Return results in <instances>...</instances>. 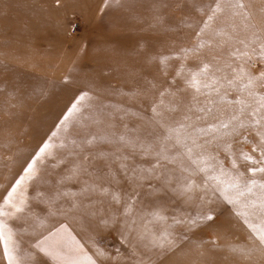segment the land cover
I'll return each instance as SVG.
<instances>
[{
    "label": "rangeland",
    "instance_id": "rangeland-1",
    "mask_svg": "<svg viewBox=\"0 0 264 264\" xmlns=\"http://www.w3.org/2000/svg\"><path fill=\"white\" fill-rule=\"evenodd\" d=\"M244 3L248 20L217 14L209 22L213 0H121L120 7L105 6V0H0V196L43 142L60 143L67 136L51 133L85 93L92 98L91 107L81 124L69 122L71 136L65 142L71 145L75 139L84 145L86 137H97L82 153L89 155L88 174L75 180L56 183L69 174L71 158L65 163L51 157L37 162L39 181L47 183L24 185L30 201L26 212L30 208L32 215L9 221L20 264H68L85 254L96 264H264V246L249 226L262 227L261 215L238 216L242 206L226 203L213 182L197 190L201 203L187 202L175 180L165 190L154 177L135 178L140 169L155 165V157L143 155L139 145L161 143L164 129L172 127L181 137L186 134L183 141L193 147V158L214 157L210 162L217 167L243 173L241 186L249 179L264 181V174L252 177L242 158L259 157L253 146L259 143L260 129L245 105L256 106L249 92L264 94V79L243 90L247 77L228 83L241 66L257 77L264 71V62L252 53L254 47L259 51V41L251 43L254 36L264 37V0ZM35 22L38 28H30ZM207 61L222 69L213 75ZM193 75L199 92L190 86ZM213 76L218 92L203 87ZM163 118L170 125H163ZM193 141L203 147H194ZM164 143L176 162L157 168L156 175L182 177V183L190 176L200 184L205 174L193 172L196 166L182 155L184 149L171 147L174 141ZM98 153L103 158H96ZM181 160L188 172L178 170ZM86 185L95 191L83 193ZM53 187L69 195L55 201L50 207L54 215H49V205L38 201ZM113 195L122 202L116 203ZM123 201L131 205L127 212ZM73 202L78 209L70 210ZM209 211L215 220H202L201 214ZM37 216L45 228L34 230ZM48 229H59L69 247L57 248L52 256L38 254L34 245ZM166 233L171 234L167 239ZM77 242L82 253L74 250ZM0 264H8L2 245Z\"/></svg>",
    "mask_w": 264,
    "mask_h": 264
},
{
    "label": "snow or ice",
    "instance_id": "snow-or-ice-1",
    "mask_svg": "<svg viewBox=\"0 0 264 264\" xmlns=\"http://www.w3.org/2000/svg\"><path fill=\"white\" fill-rule=\"evenodd\" d=\"M121 6V0H105V6ZM214 5V6H213ZM213 5L208 6V11L211 12V15L208 16V21H213L217 14H226L230 17L242 16L244 20H248L250 13L247 12V6L244 3V0H213ZM207 26V25H206ZM233 29L236 28V25H232ZM247 27V25H245ZM221 33H216V35H220ZM231 38V37H229ZM257 41L259 43L257 44ZM240 43H244L243 40ZM252 44H257L259 51L257 52V48H252L253 55H258L260 60L264 62V37L254 36V39L251 41ZM245 47H249L248 44H245ZM244 56L248 57L249 60L252 59L249 56V53L244 52ZM219 70V69H217ZM206 74L208 71V65L204 66L203 69ZM236 72V69H233ZM247 77V83L241 85V90L250 89L258 79H264V71L259 73V77L253 76L250 73L245 72L243 66L239 68L236 76L229 80V84H234L237 79H244ZM218 84V80L213 76L210 78L209 83H204L203 87L211 88L213 91H219L215 85ZM190 86L195 87L196 91H200L199 81L196 79V75H193L192 82ZM249 95L254 98L255 107H252L251 104L245 105L246 108L251 109L249 112V116L253 118L252 123L257 126V136L259 137V143L253 146V152H259V157L255 158L251 155H242L244 161L248 162L247 171L252 174V177H255L257 173L264 174V94L258 92H249ZM91 97L87 96V94H82L78 96L73 103H71L70 107L66 110V114L63 115L62 119H60L58 125L56 126V130L51 133L52 137L59 138L60 133L64 132L67 136L61 140L60 143H56L54 141L43 142L39 147L38 152L34 154L33 157H29L28 160L24 162L21 166V172L18 173L15 182L7 189L4 190L2 196H0V245L3 246L4 253L7 257L8 264H20V260L16 255L18 244L15 240V235L12 227L9 225L10 220H20L24 219L26 216L32 215L31 209L29 208L26 212V207L30 203L29 197L26 195V190L24 185L27 181L38 182L39 174L36 169V164L38 161H43L46 157H51L55 160H58L60 163H65L66 159L71 158V166L69 168V174L65 175L61 180L57 181V184H64L66 181H71L79 178L81 174H88V166L87 164L90 162L89 155H82V153L86 152V148L84 145H91L97 137H93V139H88L87 137L84 140V145L77 144L75 139L71 140V145L65 142L68 137L71 136L69 131V122L71 121L72 126H76L81 124V121L84 120V113L90 107ZM88 101V103H86ZM156 109L153 108V112ZM244 109H241V113H243ZM157 115H160L157 113ZM233 120H238V116H233ZM157 125L163 128V125H160L159 121H157ZM224 128H228L229 125L227 123L222 125ZM240 127H244L243 121L240 122ZM180 127H183L181 125ZM99 139H106V137H99ZM119 139L125 144L130 143L124 136L119 137ZM161 143H141L139 146L142 148V154L145 156H154L155 157V165L150 169H140L138 174L136 175V179H145V178H156L161 181L162 186L165 190L169 187H174L173 180H175L176 184H179L180 187V195L185 197L187 202H193L195 200H200L203 203V198L198 195L197 190L201 187L207 188L209 182H213V190L218 191L223 195L224 200L228 204L232 205H241L242 211H238L236 214L238 216L247 217L250 214H259L262 217V227L256 229L254 226L249 225L253 228L254 235L259 240V243L264 246V181L258 182L256 179H249L243 183L241 186V176L243 173L237 171L235 174L229 173L224 170L223 166L217 167V165L211 163L210 161L214 159V157H204L202 154L197 155L193 158V147H189L179 135V131L177 128L167 127L164 129L163 135L160 137ZM164 141H174L171 147L179 149L183 148L184 153L182 155L186 156L190 161L191 165H195V169L193 172L196 174L204 173V177L201 180L200 184H195V182L189 177H183L186 181L184 183L181 182L182 177L177 176H168V175H156L157 168H165L167 164H174L176 162V157L170 155L168 144L164 143ZM194 147H203L202 145H197L195 141L192 142ZM56 149L57 152L53 153L51 150ZM64 149L66 151L61 152L60 150ZM96 158H103L102 153H98ZM126 167V166H122ZM233 169L237 168V164L235 160L232 161ZM178 170L181 173L188 172L189 169L181 160ZM145 173L148 174L145 177ZM43 183H47V181H39ZM104 191L103 188L100 189ZM83 193L87 194L90 191H95V188H90L89 186H85L82 190ZM37 196L43 195L39 191L36 192ZM69 194L66 192L59 191L56 187H53L52 192L39 203H46L49 205V215H54L50 211V207L54 205L55 201L60 200L61 197H66ZM254 197V199H247L248 196ZM241 197H245V200L242 201ZM131 199V198H129ZM113 200L116 203H121V197L118 195H113ZM124 210L127 212L130 210L131 205L128 201H123ZM79 204L77 202H73L71 204L72 209H78ZM254 210V212L252 211ZM200 218L204 221H214L215 217L211 214V211L207 213H202ZM34 230L45 228L46 225L44 221L40 217H34ZM177 223H180L177 221ZM193 225L195 222H192ZM245 223H248L245 220ZM63 227V226H62ZM60 230L53 231L52 229L47 230V234L43 232L40 233V236L37 238V242L34 247L37 250L38 254H43L44 256H52L54 251L59 247H69L67 242L60 237ZM170 233H166L167 237H170ZM73 240L75 238H72ZM163 247V245H159ZM168 246L171 248L173 246V242L168 239ZM75 251H80L82 253V246H80L77 242V248ZM99 255L103 256L104 253L100 252ZM68 264H96V261L91 257L84 255L83 260H72L68 261Z\"/></svg>",
    "mask_w": 264,
    "mask_h": 264
},
{
    "label": "bare ground",
    "instance_id": "bare-ground-1",
    "mask_svg": "<svg viewBox=\"0 0 264 264\" xmlns=\"http://www.w3.org/2000/svg\"><path fill=\"white\" fill-rule=\"evenodd\" d=\"M147 4H148V3H147ZM138 7H139V6H138ZM146 7H147V6H146ZM146 7H145V8H146ZM139 8H140V7H139ZM33 9H34V10H37V9H36V6L33 7ZM146 9H148V8H146ZM36 25H37V24H36V22H35V23L33 24V26H31L30 28H38ZM213 50H214V49H213ZM216 54H217V52H214V54H213L214 56H213V57L217 56ZM218 58H220V57L218 56ZM218 58H217V59H218ZM206 64H209L210 67H212V70H213V72H214L213 75H216V72H217V71H220V70L222 69L221 66H218V67H217L215 63L212 64L211 62H208V61H207ZM217 69H219V70H217ZM187 93L190 94L191 92H187ZM166 118H167V117H166ZM191 120H196V118L192 117ZM191 120H190L189 122H191V123L194 122V121H191ZM162 123H163V125H166V126L170 125V121H169V119L167 120V119H164V118H163ZM182 123H183V122H182ZM186 128L189 129V127H186ZM181 138H182V140H186V139H187L186 134H185L183 137H181ZM99 196H100V193H99V192H95V197H99Z\"/></svg>",
    "mask_w": 264,
    "mask_h": 264
}]
</instances>
